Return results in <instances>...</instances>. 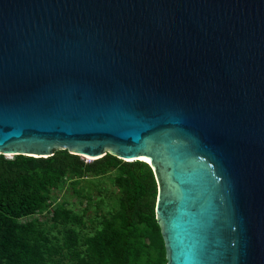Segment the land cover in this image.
I'll return each instance as SVG.
<instances>
[{"label": "water", "instance_id": "1", "mask_svg": "<svg viewBox=\"0 0 264 264\" xmlns=\"http://www.w3.org/2000/svg\"><path fill=\"white\" fill-rule=\"evenodd\" d=\"M56 150L150 166L166 264H264V0H0V155Z\"/></svg>", "mask_w": 264, "mask_h": 264}, {"label": "trees", "instance_id": "2", "mask_svg": "<svg viewBox=\"0 0 264 264\" xmlns=\"http://www.w3.org/2000/svg\"><path fill=\"white\" fill-rule=\"evenodd\" d=\"M115 165L121 168L120 176L115 179L121 207L114 222H105L87 239L94 261L166 264L164 243L163 251L154 258L144 251L143 240L155 243L162 238L155 220L157 184L150 166L141 161L124 162L109 154L85 162L67 150H56L47 158L17 155L6 160L0 155V264H45L41 254L30 248L24 238V234L35 228L19 226L18 220L45 209L43 192L61 178L67 175L79 178L86 173L100 175Z\"/></svg>", "mask_w": 264, "mask_h": 264}, {"label": "rangeland", "instance_id": "3", "mask_svg": "<svg viewBox=\"0 0 264 264\" xmlns=\"http://www.w3.org/2000/svg\"><path fill=\"white\" fill-rule=\"evenodd\" d=\"M3 156L12 160L16 155ZM80 158L85 162L91 160L85 156ZM120 174L121 168L115 165L100 175L86 173L79 178L67 175L43 192L45 209L18 220L19 226L35 228L24 234V238L30 248L41 254L45 264H98L88 248L87 239L105 222H114L121 207L120 190L115 184ZM161 239L155 243L143 240L144 251L151 258L163 251Z\"/></svg>", "mask_w": 264, "mask_h": 264}, {"label": "bare ground", "instance_id": "4", "mask_svg": "<svg viewBox=\"0 0 264 264\" xmlns=\"http://www.w3.org/2000/svg\"><path fill=\"white\" fill-rule=\"evenodd\" d=\"M70 153H72V154H78V153H75V152H72V151H69ZM14 155V154H13ZM78 155H80V154H78ZM9 156H11V155H9ZM126 160H130V161H133V160H140V161H144L143 159H139V158H129V159H126Z\"/></svg>", "mask_w": 264, "mask_h": 264}]
</instances>
